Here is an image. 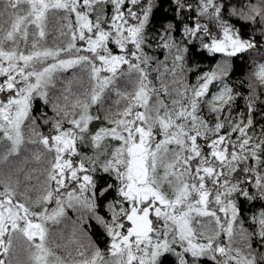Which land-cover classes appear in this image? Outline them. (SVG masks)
Masks as SVG:
<instances>
[{
  "label": "snow or ice",
  "instance_id": "6c2138e0",
  "mask_svg": "<svg viewBox=\"0 0 264 264\" xmlns=\"http://www.w3.org/2000/svg\"><path fill=\"white\" fill-rule=\"evenodd\" d=\"M253 52L264 0H0V264H264Z\"/></svg>",
  "mask_w": 264,
  "mask_h": 264
},
{
  "label": "trees",
  "instance_id": "16d2710c",
  "mask_svg": "<svg viewBox=\"0 0 264 264\" xmlns=\"http://www.w3.org/2000/svg\"><path fill=\"white\" fill-rule=\"evenodd\" d=\"M197 58L200 59L199 56ZM218 58L219 57L217 56V59ZM252 58H255L257 61H262V60L264 61V57L257 56L255 52H253L251 54V56L249 54H244L243 59L235 58L234 72H233V78L234 79L245 80L248 72L250 71ZM211 60H212V58L205 57V58H203V63L204 64H208L209 62H211ZM244 90L247 91L246 88ZM245 207H247V205ZM254 210L256 212H258L259 211V207L257 206ZM244 215L250 221L251 212L250 211H246L244 213ZM245 226L248 227L249 225L246 224ZM93 239L95 240L97 245L103 250L104 247H105V239L102 236H94Z\"/></svg>",
  "mask_w": 264,
  "mask_h": 264
},
{
  "label": "rangeland",
  "instance_id": "374dc122",
  "mask_svg": "<svg viewBox=\"0 0 264 264\" xmlns=\"http://www.w3.org/2000/svg\"><path fill=\"white\" fill-rule=\"evenodd\" d=\"M263 61V60H262ZM34 166V165H33ZM55 207V204H51V205H49V208L51 209V208H54ZM68 216L71 218V219H75V214L74 213H72V211L69 209L68 210ZM62 230H64L65 231V236L67 237V235L70 233V231H71V226H70V223H69V226L65 229V227H64V225H60L59 226ZM57 252H58V254H62V252H61V250H59V249H57ZM3 258V256H0V259H2Z\"/></svg>",
  "mask_w": 264,
  "mask_h": 264
},
{
  "label": "flooded vegetation",
  "instance_id": "af4514ba",
  "mask_svg": "<svg viewBox=\"0 0 264 264\" xmlns=\"http://www.w3.org/2000/svg\"><path fill=\"white\" fill-rule=\"evenodd\" d=\"M105 247H106V243H105ZM105 247H104V249H105ZM104 249H103V250H104Z\"/></svg>",
  "mask_w": 264,
  "mask_h": 264
}]
</instances>
